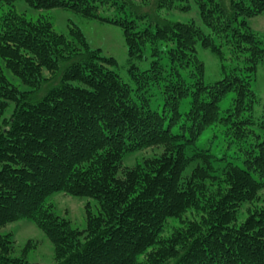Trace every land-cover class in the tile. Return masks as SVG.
Listing matches in <instances>:
<instances>
[{"label":"trees","instance_id":"obj_1","mask_svg":"<svg viewBox=\"0 0 264 264\" xmlns=\"http://www.w3.org/2000/svg\"><path fill=\"white\" fill-rule=\"evenodd\" d=\"M17 1L0 0V9ZM23 1L118 26L132 84L80 28L65 35L47 18L3 13L0 229L32 222L53 248L52 264H264V108L255 120L251 88L264 40L247 24L264 13V0ZM191 1L202 25L164 18ZM198 45L219 58V80L204 81ZM214 127L242 167L197 146ZM148 149L160 152L124 165ZM56 193L95 201L96 212L86 203L84 229L54 213L47 201ZM11 238L0 235V264H33L13 257Z\"/></svg>","mask_w":264,"mask_h":264},{"label":"rangeland","instance_id":"obj_2","mask_svg":"<svg viewBox=\"0 0 264 264\" xmlns=\"http://www.w3.org/2000/svg\"><path fill=\"white\" fill-rule=\"evenodd\" d=\"M223 1L226 3L228 2V0ZM182 5H187L188 9L186 11H165L164 18L181 22L194 20L200 25L201 21L195 3L192 1L188 4L183 2ZM9 9H13L18 13H23L30 19L38 17L47 18L51 21L53 30L65 35L68 34L70 28H80L86 37L89 46L93 49H99L104 56L113 57L116 60L114 70L123 82L132 84V80L128 73L129 63L127 46L123 32L118 26L110 23H103L98 20L85 19L80 15L63 9L37 11L28 6L23 0H18L14 6H5L0 9V18L3 13ZM151 12L154 14L153 11ZM247 24L256 36L264 40V13L248 18ZM197 52L198 58L203 63L205 69L204 81L207 84H210L219 80L221 78V62L219 58L212 53L210 49L203 48L200 45L197 46ZM224 63L227 65L228 60L224 61ZM136 64L139 69L144 70L149 66V59L141 60L136 62ZM44 75L48 80L57 76V74ZM8 77L13 84L18 85L21 89L23 88L17 79L12 78L10 75H8ZM251 88L257 98V103L254 108V118L255 120H258L264 108V57L258 63L253 82L251 83ZM232 97L233 93H229L220 102L221 111H224L229 107ZM187 101L188 99L185 100V102ZM151 102L153 108L158 110L162 109V98L156 90L151 91ZM186 108L187 105H183L182 109L184 110ZM173 132H178L176 126L173 127ZM197 146L199 148L208 149L216 157L223 158L222 162L228 160L238 166H243L240 152L237 151L233 143H230L229 140L226 139L219 127L209 128L200 135L197 140ZM159 152L160 149H148L132 154L124 159V165L131 167L138 162H141L142 159L152 157ZM88 201L91 204L92 211L96 212L95 201L84 197H73L62 193H56L49 197L47 202L52 205L53 211L56 215L70 221L73 227L82 230L85 228V206ZM241 219L243 220L244 218L241 217ZM169 233V230H165L164 235H169ZM5 234H10L12 236L11 239L14 241L15 249L13 257H20L25 254L27 259L33 264H52L54 262L53 248L50 242L32 222L23 219L11 223L5 228L0 229V235Z\"/></svg>","mask_w":264,"mask_h":264}]
</instances>
